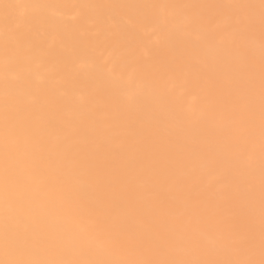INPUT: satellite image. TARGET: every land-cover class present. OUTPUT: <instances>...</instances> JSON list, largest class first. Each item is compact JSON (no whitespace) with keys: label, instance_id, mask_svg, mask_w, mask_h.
Returning <instances> with one entry per match:
<instances>
[{"label":"bare ground","instance_id":"6f19581e","mask_svg":"<svg viewBox=\"0 0 264 264\" xmlns=\"http://www.w3.org/2000/svg\"><path fill=\"white\" fill-rule=\"evenodd\" d=\"M0 264H264V0H0Z\"/></svg>","mask_w":264,"mask_h":264}]
</instances>
